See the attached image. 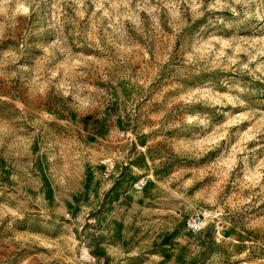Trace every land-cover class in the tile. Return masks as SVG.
<instances>
[{"label":"rangeland","instance_id":"374dc122","mask_svg":"<svg viewBox=\"0 0 264 264\" xmlns=\"http://www.w3.org/2000/svg\"><path fill=\"white\" fill-rule=\"evenodd\" d=\"M37 3L26 12L19 0L14 26L0 8V203L43 192L49 219L31 202L22 219L0 210V264H264V55L231 70L264 51V20L196 4L186 19L154 14L156 0ZM165 11L174 23H161ZM201 63L212 72L186 71ZM209 79L233 102L179 100ZM88 88L105 101L98 118ZM73 95L82 120L62 100ZM125 148L127 166L105 180L109 154ZM196 209L210 219L194 232ZM13 233L39 244L9 251Z\"/></svg>","mask_w":264,"mask_h":264},{"label":"clouds","instance_id":"9594fccd","mask_svg":"<svg viewBox=\"0 0 264 264\" xmlns=\"http://www.w3.org/2000/svg\"><path fill=\"white\" fill-rule=\"evenodd\" d=\"M19 3V0H0V8H3L5 10V19L7 21H11V24H7L6 26H14L15 16H16V9L17 5ZM147 4V0H145V5L137 4L136 7H144ZM193 4H196V7L200 8L202 11H206L212 8H227L229 11L233 13L234 16L237 15V12L243 13L245 17H259L261 20H264V0H208V3H204V0H199V3H197V0H176V3L173 5H169L165 0H156V7L155 9H150L153 11L154 14H159L161 9L169 10L170 8L174 7L179 11L180 16L187 18V14L191 13ZM27 6L25 8V11L27 12L29 9L31 11L35 12L38 3L37 0H23V4H20L21 7ZM253 5H255L256 11L253 12ZM97 8L102 7V5L97 4ZM187 10V11H185ZM104 15H107V12L103 13ZM175 15V13H173ZM168 22L169 24L174 23L173 20L169 18L168 11H165L163 13V19L161 20V23ZM119 30V29H117ZM3 31V28H0V32ZM122 34V33H121ZM173 35H175V32H173ZM211 39H215V37H211ZM220 55H225L223 51L220 52ZM232 55H235V53H232ZM257 55H264V51H261L259 53H254L249 56L248 61L241 63H237L235 59L232 60V64L235 65V67H232L231 70L233 72H242L248 67V63L251 62V60H255ZM90 59V58H88ZM181 63L187 65V61H182ZM264 66V65H262ZM258 71L260 69H257ZM186 71L190 75H198L201 72L204 73H211L212 69L209 68L206 64H196L191 67H187ZM261 75H264V71H261ZM226 83V82H225ZM216 88L211 80H205L200 88H197L195 90L187 92L185 95H182L179 97V100L181 101H201L204 99H212L214 96L215 99L213 100L214 103H232L233 97L228 96L226 94L221 95L219 93H213L212 89ZM239 90V89H238ZM87 93L92 101L89 109L87 110L89 118L96 117L103 115V106L105 101L101 99L100 95H98L95 90L88 88ZM55 95L60 97V92L55 91ZM78 95V94H76ZM76 95H73L71 99L63 98V102L66 104L67 108L70 109L72 112L75 113L78 120H82V116L84 115V112L82 110V107L80 103L76 99ZM22 107V106H21ZM193 120H195V117L188 118V122L191 123ZM203 121H201L202 123ZM129 141H134L132 137H128ZM137 151H140L139 148H137ZM128 149L125 148L123 152H117V153H110L109 158L107 160L112 162V167H108L107 171L103 173V177L105 180H107L108 175L113 171V169L116 167L117 163H122L123 166H127L128 161L124 159V157L127 155ZM155 160V157L153 158ZM161 159H166L164 157H161ZM87 156H82L80 163L83 164L85 161H87ZM104 160L103 157L99 159V163ZM153 168V164L148 166L147 173L151 172ZM117 177L119 176V172H116ZM157 175H159L157 173ZM147 178V177H145ZM157 179V176L155 175V180ZM159 179L162 183H166L168 180V175L159 176ZM115 181L114 180H108L105 190L108 191L114 186ZM177 190L183 191V188L181 185L175 186ZM20 195V193H17ZM10 199H15L14 196H10ZM33 203L37 206L39 211V215L43 221H47L49 219L47 213L44 210V203H45V194L43 192L36 195L35 199H32V197H28L25 201L19 202L17 206L10 207L7 203H0V210H2L3 215H9L13 219H22L24 216V211L27 209H22L20 204H27V203ZM65 219H69V217L65 216ZM13 221H9L8 227L11 228ZM9 245V251H13V245H18L17 248L14 249V251H19L21 248H27L29 250H32L34 247L38 246L39 239L37 237L28 235L24 236L22 240H19L16 238L15 233H13L12 236L8 238L6 241ZM56 245L52 244L50 248L55 247ZM119 255H124L123 252H121ZM26 257V258H24ZM50 260L53 258V255L50 254L48 257ZM40 259V257H37L36 259H33L32 256L25 255L19 259H17L16 264H37V261Z\"/></svg>","mask_w":264,"mask_h":264},{"label":"built area","instance_id":"2783aa9c","mask_svg":"<svg viewBox=\"0 0 264 264\" xmlns=\"http://www.w3.org/2000/svg\"><path fill=\"white\" fill-rule=\"evenodd\" d=\"M107 171V170H106ZM146 186L144 178H139L137 179L136 182H134V188L137 189H142ZM188 219L186 220V226L188 230H192L194 232L199 231L206 227L208 220L210 219V212L207 209H196L190 212L188 215ZM83 254L85 256H89L87 254V250L83 251ZM94 259V257H93Z\"/></svg>","mask_w":264,"mask_h":264}]
</instances>
